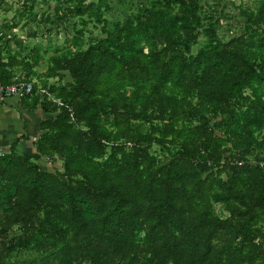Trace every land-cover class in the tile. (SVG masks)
<instances>
[{
  "label": "trees",
  "instance_id": "1",
  "mask_svg": "<svg viewBox=\"0 0 264 264\" xmlns=\"http://www.w3.org/2000/svg\"><path fill=\"white\" fill-rule=\"evenodd\" d=\"M40 2L79 27L39 72L0 22V85L48 114L33 156L0 152V264H264V0L226 38L199 0Z\"/></svg>",
  "mask_w": 264,
  "mask_h": 264
},
{
  "label": "rangeland",
  "instance_id": "2",
  "mask_svg": "<svg viewBox=\"0 0 264 264\" xmlns=\"http://www.w3.org/2000/svg\"><path fill=\"white\" fill-rule=\"evenodd\" d=\"M5 3H1L0 1V22L5 19L7 21H11L13 19L17 22V26L8 31L9 33V45L12 47L11 49L19 48V41L16 39H23L22 41L26 42V48L37 46L38 48L47 47V52L42 55V59L38 66H36L37 71H42L40 68L44 70L45 68V58L49 55V53L53 51V48L57 50L64 49L66 45L70 42L72 38L73 32L71 31V22H74L75 27H79L78 18H72L66 24L67 32L63 31V28L60 27L56 32L51 31V33H46L45 27L36 22L31 21L32 17L38 18V15L41 11H43L47 6L52 10L53 3L50 2L48 5L41 4L40 0H36L32 8V16L28 17L27 7L23 10L22 17H18V12L22 11V0H5ZM258 0H199L200 4L208 13H211L215 16L219 17V25L217 28V33L223 38H226L233 34L236 31L237 24L242 22V17L239 15V9L242 8H251L253 7ZM37 20V19H36ZM9 21V22H10ZM46 27H49L47 25ZM34 28L37 30L35 38H28L26 36L28 31H31ZM84 30H90L91 35H99L98 26L93 28L91 23H87ZM14 34V35H13ZM87 34L85 33L84 36ZM15 36V37H14ZM28 38V39H27ZM84 39V37H83ZM23 43V42H22ZM85 44V42H84ZM82 43V46H84ZM200 44V43H199ZM198 44V45H199ZM196 48V47H193ZM52 79H50L51 81ZM33 82L36 83V79L33 78ZM54 81V79H53ZM34 149V147H33ZM33 152L31 156H33ZM40 168L44 170H53L57 168L60 164L57 159L52 160H37ZM42 161H45L46 164H42Z\"/></svg>",
  "mask_w": 264,
  "mask_h": 264
},
{
  "label": "crops",
  "instance_id": "3",
  "mask_svg": "<svg viewBox=\"0 0 264 264\" xmlns=\"http://www.w3.org/2000/svg\"><path fill=\"white\" fill-rule=\"evenodd\" d=\"M40 69L43 71L42 68ZM47 117L48 114L42 112L38 106L32 110L23 109L16 98H6L1 101L0 152H6L11 142L25 134L27 139L17 141L15 149L18 153L31 157L32 152L34 153L33 141L39 133L38 123ZM42 164L45 165L46 162L42 161Z\"/></svg>",
  "mask_w": 264,
  "mask_h": 264
},
{
  "label": "built area",
  "instance_id": "4",
  "mask_svg": "<svg viewBox=\"0 0 264 264\" xmlns=\"http://www.w3.org/2000/svg\"><path fill=\"white\" fill-rule=\"evenodd\" d=\"M32 85L27 81H16L6 85H0V102L6 98H16L19 100L31 91Z\"/></svg>",
  "mask_w": 264,
  "mask_h": 264
}]
</instances>
